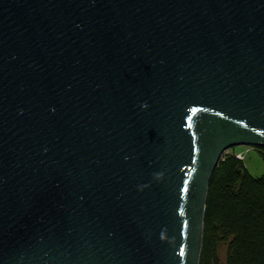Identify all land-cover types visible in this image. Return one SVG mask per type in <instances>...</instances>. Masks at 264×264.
I'll return each mask as SVG.
<instances>
[{
  "label": "water",
  "instance_id": "water-1",
  "mask_svg": "<svg viewBox=\"0 0 264 264\" xmlns=\"http://www.w3.org/2000/svg\"><path fill=\"white\" fill-rule=\"evenodd\" d=\"M236 146L264 0H0V264H199Z\"/></svg>",
  "mask_w": 264,
  "mask_h": 264
},
{
  "label": "trees",
  "instance_id": "trees-1",
  "mask_svg": "<svg viewBox=\"0 0 264 264\" xmlns=\"http://www.w3.org/2000/svg\"><path fill=\"white\" fill-rule=\"evenodd\" d=\"M255 150L264 164V148ZM199 264H264V177L234 152L222 155L209 181Z\"/></svg>",
  "mask_w": 264,
  "mask_h": 264
},
{
  "label": "rangeland",
  "instance_id": "rangeland-1",
  "mask_svg": "<svg viewBox=\"0 0 264 264\" xmlns=\"http://www.w3.org/2000/svg\"><path fill=\"white\" fill-rule=\"evenodd\" d=\"M256 148H250L249 146H236L234 148H230L225 151V153H236V151H247L244 153V164L249 171V173L255 177L263 176L264 177V164L261 160L258 152L255 150ZM224 250L225 246L222 245L219 250L220 259L223 261L224 259Z\"/></svg>",
  "mask_w": 264,
  "mask_h": 264
},
{
  "label": "crops",
  "instance_id": "crops-1",
  "mask_svg": "<svg viewBox=\"0 0 264 264\" xmlns=\"http://www.w3.org/2000/svg\"><path fill=\"white\" fill-rule=\"evenodd\" d=\"M250 148H251V147H250ZM252 149H253V148H252ZM235 152H236V154H237V153H241L242 156H243L242 159L244 160V153H246L247 151H243V152H242V151H236V150H235Z\"/></svg>",
  "mask_w": 264,
  "mask_h": 264
},
{
  "label": "built area",
  "instance_id": "built-area-1",
  "mask_svg": "<svg viewBox=\"0 0 264 264\" xmlns=\"http://www.w3.org/2000/svg\"><path fill=\"white\" fill-rule=\"evenodd\" d=\"M236 157L239 158V159H242L243 156H242L241 153H237V154H236Z\"/></svg>",
  "mask_w": 264,
  "mask_h": 264
},
{
  "label": "clouds",
  "instance_id": "clouds-1",
  "mask_svg": "<svg viewBox=\"0 0 264 264\" xmlns=\"http://www.w3.org/2000/svg\"><path fill=\"white\" fill-rule=\"evenodd\" d=\"M143 107H146V105H143Z\"/></svg>",
  "mask_w": 264,
  "mask_h": 264
}]
</instances>
